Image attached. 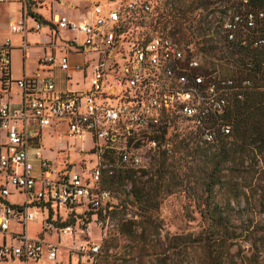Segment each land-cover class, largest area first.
Listing matches in <instances>:
<instances>
[{
	"label": "built area",
	"instance_id": "obj_1",
	"mask_svg": "<svg viewBox=\"0 0 264 264\" xmlns=\"http://www.w3.org/2000/svg\"><path fill=\"white\" fill-rule=\"evenodd\" d=\"M11 1L23 4L24 15L37 2L0 3ZM207 17L200 23L207 28L204 39L183 41L161 24L160 10L150 0L97 2L78 20L54 14L47 20L53 36L71 31L78 38L59 47L58 57L54 49L51 55L38 56L35 72L18 79L10 72L11 40H0V264H37L43 256L52 264H96L99 244L69 250L65 263L57 255L60 236L76 234V225L66 224L76 214L100 211L97 224L107 221L111 194L101 185L103 176L148 171L153 159L172 154L176 141L206 146L218 135L230 134L223 114L253 83L206 68L201 47L214 39L264 48V0H237L217 21ZM38 20L34 32L42 27ZM10 30L23 35L18 49L24 65L32 48L25 39V18ZM70 54L86 60L72 65ZM52 70L66 83L78 74L77 88H58ZM259 89L264 91V86ZM47 130L57 135L62 153L74 150L70 138L89 135L95 165L87 168L83 161L82 170L75 171L78 164L69 159L58 167L46 159L41 149ZM11 194L22 195L24 201L10 203ZM40 215L38 235L54 232L57 242L28 235V224ZM81 230L90 234L88 224Z\"/></svg>",
	"mask_w": 264,
	"mask_h": 264
},
{
	"label": "rangeland",
	"instance_id": "obj_2",
	"mask_svg": "<svg viewBox=\"0 0 264 264\" xmlns=\"http://www.w3.org/2000/svg\"><path fill=\"white\" fill-rule=\"evenodd\" d=\"M152 4L160 10V21L166 27L179 28L181 31L175 38L187 41L183 36L186 29H193L197 21L204 16H209L211 22L217 21L223 16V11L235 6L237 0H231L228 4H212L209 8H202L192 4L193 0H150ZM104 4L107 0H40L42 15L38 16L49 19L50 13L63 14L72 20L86 17L95 3ZM64 3V4H60ZM0 3V25L1 28L9 26L10 23H19L21 16L18 13L19 5L13 3ZM38 7V6H37ZM175 7V8H174ZM173 9V10H172ZM175 9L186 12L184 17L175 21ZM40 14V15H39ZM32 17L33 14H30ZM28 16L26 25L31 28L36 22ZM208 20V17H206ZM191 27V28H189ZM218 38L217 36H213ZM12 44L18 45L21 42L19 33L10 36ZM77 34L71 31H62L56 37L45 24L38 32H29L26 36L30 57L26 60L25 66L31 75L38 65L35 59L38 56L51 55L54 49L56 57L60 56L59 47L77 39ZM196 40L193 39V41ZM53 45L55 48H53ZM206 45H212L214 49H203L201 51V61L203 65L212 70H216L221 75H238V67L225 59V55L220 52L221 44L212 39ZM74 50V48H72ZM70 63L79 65L86 60L81 55L70 54ZM12 69L19 72L21 69V56L18 51L12 53ZM80 80L78 74H74L73 84ZM56 82L59 88L62 86V74L56 72ZM68 143L74 147L73 151L62 153L58 148V138L51 130H47L43 136V146L41 153L46 159L58 167L64 160L78 164L75 171H81V163L84 167L91 168L96 163V157L92 153L93 141L89 135L83 138H70ZM187 146V147H186ZM213 146L198 147L194 142L176 141L173 151L166 161L167 173L164 176V184L157 186L159 190L157 200L158 209L151 210L149 222L141 221L139 226L132 227L133 234H145L139 242L131 244L129 240V229L127 227L120 230L119 219L112 217L105 220L103 226L97 224V218L90 214H76L73 218L75 232L73 235H61L59 251L68 252L75 250L83 243L99 244L101 250L112 236L118 238L120 245L118 260L116 264H264V172L254 166L251 161L245 162L243 166H235L231 163L225 164V169L218 175L222 183L213 188L211 202L216 205L223 215L228 219L227 230L225 227H211L210 221L203 218L205 211L206 196L205 180L206 176L213 169L212 160L206 159L205 153L210 154L215 151ZM160 159H153L148 175L141 176V180H147L151 175H157V167ZM140 173H137V176ZM152 178H155L153 177ZM174 178V179H172ZM109 177L103 176L102 187L109 190L113 207L120 205L124 201L131 200L128 196L130 183L124 186H109L104 183ZM149 181V180H148ZM169 185L174 190L171 194L163 196L164 186ZM160 187V188H159ZM10 189L13 188L10 186ZM11 202H20L21 196L12 195L8 198ZM134 209L129 208L126 218L134 216ZM40 215L28 225V235L36 238L41 231ZM136 221L140 217L135 216ZM71 221V220H70ZM89 227L90 234L84 230ZM14 230L17 226H13ZM189 235L185 242L174 241L173 238ZM45 238L46 242H57V235L54 232L44 233L39 236ZM204 242L206 244L204 245ZM177 246V247H175ZM45 250V248H43ZM45 254V251H44ZM74 256V255H73ZM42 257V261L37 264H52ZM75 257V256H74ZM102 258V257H101ZM75 263V259L73 260ZM9 264V263H3ZM98 264H103V260H98Z\"/></svg>",
	"mask_w": 264,
	"mask_h": 264
},
{
	"label": "trees",
	"instance_id": "obj_3",
	"mask_svg": "<svg viewBox=\"0 0 264 264\" xmlns=\"http://www.w3.org/2000/svg\"><path fill=\"white\" fill-rule=\"evenodd\" d=\"M230 1L231 0H193L191 5L196 4L197 7L209 8V6L214 3L228 4ZM260 3L261 1L254 2V4ZM186 11L175 9L174 13L178 15L175 16V21L182 19L184 15L183 13L181 14V12ZM32 17L34 19L39 18ZM206 17L207 16L200 18L195 26L192 27L193 29H186L183 36L188 39L190 38L189 41H191V38L204 39L207 28L201 26L200 23L204 22ZM180 31L179 28L174 27L169 29L171 35H176ZM201 49L207 50L214 48L212 45H204ZM220 52L225 55V59H227L228 62L234 63L235 66L238 67V76L247 77L253 83L252 89L246 91L241 100L234 99L223 114L225 124L231 128L230 134H220L214 144L206 145L213 146L216 149L213 153H205L204 156L206 159L209 158V160H212L213 169L206 176L205 180L207 203L204 208L206 212L202 213L203 218L207 217L205 220L208 219L210 221L209 228L219 226L225 227L227 230L226 226L228 225V219L226 215H223L218 207L211 202L214 186L222 183L218 175L225 169V164L231 163L232 165L234 164L240 167L243 166L245 162L251 161L254 166L264 172V91L259 89L264 86V48H241L235 43H224L221 44ZM169 157L170 156L161 155L158 158L160 161L157 167V175H151L147 180L142 181L140 177L148 175V171L125 170L117 172L113 177H109L110 179L104 181V183H108L109 186H124L125 183H130L131 188L127 195L131 196L132 199L124 201L116 207H113V202L111 201L109 205L110 208L106 210V217L107 220H109L111 216L117 217L119 219L120 230L125 227L129 229V234L127 235L129 236L131 244H137L140 238L145 235L133 234L132 227L139 226L141 221L149 222L151 219L150 211L158 209L159 201L156 197H158L157 192L159 190L156 188L164 184V176L167 173L166 161ZM137 173L140 174L137 176ZM152 176L155 178H152ZM172 192H174V190L171 189L168 184L164 186L162 190L163 196H167ZM129 208L135 210L134 216L126 218ZM86 214L102 218V213L100 211L95 213L88 212ZM135 216L140 217V220L136 221L134 219ZM73 221V219L71 221L69 220L66 224L73 223ZM189 237V235L179 236L173 238V240L185 242ZM205 244L206 242H204V245ZM120 248L118 238L112 236L110 240L106 242L104 248L102 250L100 248L99 257L103 260V264H116ZM96 264H98V262Z\"/></svg>",
	"mask_w": 264,
	"mask_h": 264
},
{
	"label": "crops",
	"instance_id": "obj_4",
	"mask_svg": "<svg viewBox=\"0 0 264 264\" xmlns=\"http://www.w3.org/2000/svg\"><path fill=\"white\" fill-rule=\"evenodd\" d=\"M4 3H7L6 5H9V6H12L13 5V3H17L18 5H19V10H18V13H19V15L21 16V21L20 22H23L24 21V18H25V23H26V21H27V18H28V16H30V14H33V16L34 17H39V18H37V19H33V17H31L35 22H36V24L39 22V20L38 19H40V21H41V25L43 26L44 24L47 26V18H42V17H40V16H38L35 12H38V13H40L41 15H42V12H41V4H40V0H37V2H32L30 5H29V8H28V13H27V15H24V6H23V4L21 3V2H19V1H11V2H4ZM60 4H64V3H60ZM38 6V7H37ZM39 14V15H40ZM54 15V14H53ZM52 15V13H50V18L53 16ZM13 24H15L14 22H12V23H10V25L9 26H4L3 28H1V25H0V40H2L3 38H6V37H8V38H10V36L12 35V34H16V33H14V32H11V30H10V26L11 25H13ZM35 24V25H36ZM27 26V25H26ZM34 27V26H33ZM33 27H31V28H29L28 26H27V28H28V30H29V32H34L32 29H33ZM41 29H42V27H41ZM40 29V30H41ZM39 30V31H40ZM28 32V33H29ZM27 33V34H28ZM20 35H21V42H22V40H23V35L21 34V33H19ZM27 34H26V36H27ZM26 36H25V39H26ZM10 40H11V38H10ZM26 41H27V39H26ZM21 42L18 44V45H14V44H12V41H11V44H12V46L14 47V50L12 51V53L14 52V51H18L19 53H20V56H21V69L19 70V72H15L13 69H12V53H11V65H10V72H11V76L13 77V78H23V77H30L31 76V71H30V73H29V71H28V69H27V66H25V64L23 65L22 64V53H21V51L18 49V46L21 44ZM36 60H37V58L35 59V62H36ZM36 70V69H35ZM58 70H52L51 71V75L55 78V82H56V72H57ZM59 72V71H58ZM33 74V73H32ZM56 85H57V87L59 88V86H58V84H57V82H56ZM64 89V88H71V89H75V88H77V86L75 85V84H73L72 82L71 83H66V82H64L63 81V76H62V86L60 87V89ZM12 195H18V196H21L22 197V200L20 201V202H17V201H15V202H11L9 199H7V201H9L10 203H13V204H18V203H22L23 201H24V197L22 196V195H20V194H11V196ZM10 196V197H11ZM9 198V197H8ZM41 224H42V220H41V222H40ZM15 225V227L17 226L16 224H12V228H14L13 226ZM29 225V224H28ZM17 229H18V226H17ZM40 233V232H39ZM44 234V233H43ZM55 234V233H54ZM41 236V235H40ZM45 239V238H44ZM59 238L57 237V240H58ZM67 257H68V254L64 251V252H60V251H58V255H57V258H58V261L59 262H63V263H65L66 262V260H67ZM46 260V259H45ZM49 262V261H48Z\"/></svg>",
	"mask_w": 264,
	"mask_h": 264
}]
</instances>
